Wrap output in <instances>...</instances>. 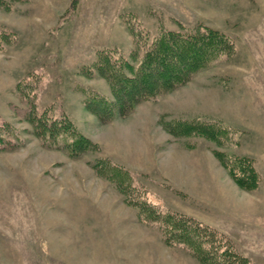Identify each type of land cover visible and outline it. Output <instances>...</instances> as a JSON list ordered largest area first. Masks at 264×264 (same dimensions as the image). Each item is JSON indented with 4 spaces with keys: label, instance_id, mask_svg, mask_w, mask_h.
<instances>
[{
    "label": "rangeland",
    "instance_id": "rangeland-1",
    "mask_svg": "<svg viewBox=\"0 0 264 264\" xmlns=\"http://www.w3.org/2000/svg\"><path fill=\"white\" fill-rule=\"evenodd\" d=\"M198 26L225 33L233 52L126 117L87 109L88 97L113 99L89 73L99 51L133 61L138 43ZM2 32L0 264H203L141 217V199L264 264V0H0ZM43 115H66L95 146L70 153L65 138L40 136ZM177 122L213 124L217 137ZM244 157L254 188L237 181Z\"/></svg>",
    "mask_w": 264,
    "mask_h": 264
},
{
    "label": "trees",
    "instance_id": "trees-1",
    "mask_svg": "<svg viewBox=\"0 0 264 264\" xmlns=\"http://www.w3.org/2000/svg\"><path fill=\"white\" fill-rule=\"evenodd\" d=\"M10 37L11 33H0V46ZM233 45L229 37L220 30L198 26L194 29L165 30L143 47L138 43L137 49L132 52L133 61L122 55L116 56L111 50H101L89 73L96 70L107 80L113 99L88 97L87 109L103 122L113 117H126L142 101L177 89L221 54H231ZM34 122L36 132L40 136L55 141L60 137L65 138L66 141L62 140L70 153L79 149L91 150L92 146H95L88 137L77 130L66 115L60 119L43 115ZM177 123L173 130L179 126L189 130L192 127L197 130L195 133L198 135L217 137L213 124L207 126L199 122ZM250 161L245 157L240 161L244 171L243 176H237V181L240 185L246 184L249 188H254L258 177L251 164H248ZM232 170L233 176L238 175L233 168ZM110 179L120 184L126 201L132 203V185H129L128 181L124 182V179L120 180L116 175ZM132 204L137 207L141 217L158 222L163 227L165 239L170 243L187 246L203 264H250L239 253L229 248L223 249L225 245L215 237L214 232L209 231L208 227L199 221L178 212H161L142 199Z\"/></svg>",
    "mask_w": 264,
    "mask_h": 264
}]
</instances>
